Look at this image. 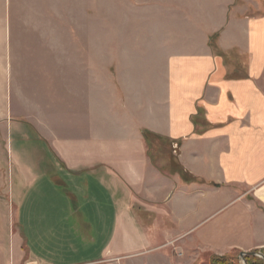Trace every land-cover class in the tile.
<instances>
[{"label": "rangeland", "instance_id": "1", "mask_svg": "<svg viewBox=\"0 0 264 264\" xmlns=\"http://www.w3.org/2000/svg\"><path fill=\"white\" fill-rule=\"evenodd\" d=\"M244 1L237 4L247 15H264L262 0ZM246 1L252 4L244 6ZM230 3L0 0V77L10 89V104L0 116V264H24L27 260V250L18 245L22 234L15 222L12 200L20 185L19 173L24 176L25 171L29 180H34L25 190L31 197L27 206L32 212L37 210L36 215L32 214L33 224L28 222L34 227L23 234L30 239L32 250L37 251L34 244L39 240L45 244H39L40 254L59 259L64 253L68 262L98 256L106 239L96 236V245L90 248L88 233L81 227L82 222H96V215L88 210L80 215L71 209L76 199L77 206L84 208L89 203L93 206L111 201L128 212L123 214L121 225L125 226V221L134 223L130 232L133 238H139L133 251L118 256L107 254L113 260L111 264H150V196L145 183L107 181L113 194L105 200L97 176H90L88 171L75 174L64 165L68 137L76 138L84 129L85 133L90 130L92 137L101 132L107 138L108 158L126 162L139 156L123 141L132 120L141 121V112L150 109V99L162 96L168 55L199 52L205 36L210 39L215 35L214 28ZM147 135L145 155L150 158L152 138L150 133ZM119 141L123 142V150ZM52 142L58 143V150ZM175 147L171 151L174 155ZM167 152L151 151L157 158ZM91 154L97 157L99 152L92 150ZM88 189L90 201L83 193ZM48 207L54 214L40 213ZM113 213L107 210L106 238L112 232ZM92 232L96 234L97 230ZM164 251H169L171 259L182 258L177 245L170 244ZM248 254L264 260V248H232L222 255H233L238 264H245ZM213 255L221 256L203 251L192 264H210Z\"/></svg>", "mask_w": 264, "mask_h": 264}, {"label": "crops", "instance_id": "2", "mask_svg": "<svg viewBox=\"0 0 264 264\" xmlns=\"http://www.w3.org/2000/svg\"><path fill=\"white\" fill-rule=\"evenodd\" d=\"M238 1L227 4L221 23L212 31L216 37L205 36L199 52L168 55L162 96L150 99V109L141 112V121L132 120L128 137L122 139L140 157L126 162L108 158L107 138L101 132L92 137L84 129L78 137H68L64 165L75 174L88 171L97 176L105 200L113 194L107 181L145 183L150 196V264H192L203 251L222 255L232 248H264V15H247ZM246 2L244 6L252 4ZM6 86L0 77V116L10 104ZM143 128L152 138L150 158L145 155ZM52 143L58 150V143ZM160 149L168 152L154 157L151 151ZM92 150L99 152L97 157H92ZM23 173H19L20 185L12 200L22 234L18 245L27 250L24 264H111L107 254L122 255L138 246L139 238L130 232L134 223L121 225L128 212L117 203L92 202L95 205L89 203L87 209L77 206L76 199L74 213L82 215L88 210L96 215V222L81 225L88 233L89 247L96 245V236L106 239L98 256L68 262L64 253L59 259L40 254L39 244H45L39 240L34 244L38 252L32 250L30 239L23 234L34 227L28 222L33 224L32 214H37L27 206L30 193L25 194L34 180ZM83 193L90 201V190ZM108 209L115 216L106 238ZM51 210L42 208L40 213L54 214ZM34 224L37 227L35 218ZM170 244L177 245L181 259H171L169 251H164Z\"/></svg>", "mask_w": 264, "mask_h": 264}, {"label": "trees", "instance_id": "3", "mask_svg": "<svg viewBox=\"0 0 264 264\" xmlns=\"http://www.w3.org/2000/svg\"><path fill=\"white\" fill-rule=\"evenodd\" d=\"M215 37V35H213L212 37H210V39H213ZM143 136H144V140L146 142V144L148 143V135L149 134L147 131H143ZM232 258H234L233 255H213L211 257V262L210 264H238V259L233 260ZM245 260V264H264V260L257 257L254 254H248L245 256L244 258Z\"/></svg>", "mask_w": 264, "mask_h": 264}, {"label": "water", "instance_id": "4", "mask_svg": "<svg viewBox=\"0 0 264 264\" xmlns=\"http://www.w3.org/2000/svg\"><path fill=\"white\" fill-rule=\"evenodd\" d=\"M244 254H245V252L241 253V255H244ZM259 255H261V256H262V254H260V253H259Z\"/></svg>", "mask_w": 264, "mask_h": 264}]
</instances>
